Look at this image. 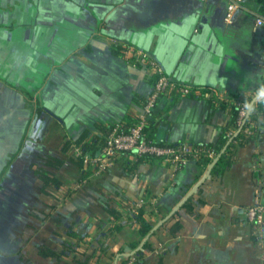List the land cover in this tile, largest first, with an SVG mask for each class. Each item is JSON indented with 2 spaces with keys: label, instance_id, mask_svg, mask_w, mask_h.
I'll list each match as a JSON object with an SVG mask.
<instances>
[{
  "label": "crops",
  "instance_id": "1",
  "mask_svg": "<svg viewBox=\"0 0 264 264\" xmlns=\"http://www.w3.org/2000/svg\"><path fill=\"white\" fill-rule=\"evenodd\" d=\"M256 14L254 0H242L230 23L224 0H0V264H74L72 254L59 261L38 254L39 245L59 249L64 241L101 264L138 248L145 237L130 206L143 200L155 228L206 172L194 161L179 171L155 161L130 174L120 157L81 179L63 144L141 111L154 76L119 52L126 46L147 53L174 81L218 87L224 101L255 100L264 93V27L254 26ZM202 91L159 97L151 113L157 141L219 140L230 111ZM253 136L235 145L221 175L210 171L193 191L191 212L154 232L142 264H158V255L161 264H264V229L257 239L242 210L256 200L264 205V135ZM45 155L63 159L51 171L70 196L41 190L36 171ZM176 219L182 227L173 236Z\"/></svg>",
  "mask_w": 264,
  "mask_h": 264
},
{
  "label": "trees",
  "instance_id": "2",
  "mask_svg": "<svg viewBox=\"0 0 264 264\" xmlns=\"http://www.w3.org/2000/svg\"><path fill=\"white\" fill-rule=\"evenodd\" d=\"M254 1L257 4V12L259 14L264 13V0H254ZM119 49H120L119 52H122L123 48L122 49L119 48ZM164 94H170L174 98L182 97V95H179L178 93L175 92H169ZM241 100L246 101L248 103V106L250 107L248 117L246 118L245 121L247 122V120L250 119L251 121L254 122L253 125H249L246 122H244L243 124L242 123L238 124V109L236 105V101H238V99L232 98V99H228V101H224V100L211 98V102L213 106L217 105L222 109H226V108L229 109L230 111L229 125L223 130L222 136L215 143H200V144L188 143L192 148L213 150L215 153V157L220 155L217 162L211 169V174L221 175L223 171L231 165V153H232L231 151L235 147V145L243 144L246 141V139L250 137V135L251 136L255 135V137H260L264 135V95L262 96V98H260L257 101H254L252 98L249 97ZM144 102L145 100L141 101L140 105L142 106ZM136 121H137L136 118L127 116L125 118V121L119 124L118 127L121 130L128 131L131 127L134 126ZM115 126L117 125H107V126L99 125L98 127L99 132L94 134H92L89 130H84L77 139H75L74 141H66L63 144V148H62L63 151H68L70 147L71 148L73 147V145L79 147L80 153L76 154L73 152L71 159L79 169L81 174V179H84L88 175L94 173L93 167L85 166L83 162L84 156L94 157L95 155L101 153V151L105 146L106 137L108 133ZM246 126H248L250 130L249 133L243 132ZM230 129H232L234 132L229 135L228 133ZM155 130L156 129L154 126V121L152 120L150 114L147 117V120L143 127V134L150 142L155 143L159 146H168V145L177 146L181 144V143L167 144L164 143L163 141H157L155 138V133H156ZM121 157L123 159L125 170L130 174L134 173L135 171L134 169L140 163L157 161V158L152 155H148V154L138 155L131 150L121 152ZM213 159L200 156L199 158H196L193 161L199 165L201 170L206 172L208 166L210 165ZM41 163L42 166L38 167L36 171V173L39 175V177L43 182L41 190L46 194H51L52 191L58 192V190L62 186V181L54 173H52L51 170L59 169L64 163L63 159L52 155H45L44 157H42ZM70 194L71 191L68 190L66 196H70ZM203 203H204L203 200L197 201V204H203ZM134 204L130 206L131 208L130 217L132 221L138 226V231L141 234V236L145 238L142 244L138 248L134 249V251L131 254L120 255L121 261L117 264H125L126 261L131 256L134 257V264H142L144 261L143 250L151 249L149 238L154 234V232L159 227L169 222V220H171L172 218L179 217L183 212L182 210H184L185 212H191L194 208V201L192 199V196H189L178 209L164 216L163 218L164 221H162L159 226L154 228L144 218V206L142 205L140 207L133 208ZM104 209L111 216H113V218L115 219L119 218L120 213L114 206L105 202ZM181 227H182L181 223L176 219V221H174L168 227V230L171 235L176 236L181 230ZM118 229H120V225H115L111 230H118ZM76 247H77V243L76 242L72 243L70 241H64L59 249H52L45 244H41L38 246V254L43 258H53L56 261H59L63 256H68L72 254L71 258L74 264H101L99 260V256L95 255L94 252L80 253L76 250ZM162 260H163V256L158 255L157 263L161 264Z\"/></svg>",
  "mask_w": 264,
  "mask_h": 264
},
{
  "label": "built area",
  "instance_id": "3",
  "mask_svg": "<svg viewBox=\"0 0 264 264\" xmlns=\"http://www.w3.org/2000/svg\"><path fill=\"white\" fill-rule=\"evenodd\" d=\"M225 1V16L224 20L227 23L232 21L233 14L241 9V0H224ZM254 26L256 28L264 27V13L256 14L254 18ZM122 54L127 59H131L134 62L143 63L153 74L155 81L153 83V89L145 99L144 104L141 106V111L136 116V123L128 131L121 130L118 125L113 127L106 137V142L101 153L94 157L84 156L83 162L85 166H91L94 168L95 174H101L111 168L114 163L121 157V152L131 150L138 155H152L157 158V161L168 165L174 171L181 170L188 161H193L200 156L213 159L215 153L213 150L192 148L186 142L177 146H159L150 142L143 134V127L147 120V117L152 113L161 94L175 92L182 97H187L193 93H198L204 90V95H208L210 98L224 100L223 95L218 87H210L202 89L198 86H193L186 83L174 81L163 70V68L149 55L141 50H138L132 46H126L122 50ZM262 94H257L255 100L262 98ZM238 109V124L246 122V118L249 114L248 103L244 100L236 101ZM249 125H253L254 122L250 119L246 122ZM248 126L243 130L244 133H249ZM234 131L229 130V135ZM72 151L76 154L80 153L78 146L73 145ZM70 189H65L66 193ZM63 194L61 199L66 197V193ZM143 200H139L134 204L133 208L142 206ZM244 218L247 224L250 226L252 234L257 239L263 238L264 229V205L260 201L256 200L255 203L242 208ZM125 264H134V257L131 256Z\"/></svg>",
  "mask_w": 264,
  "mask_h": 264
},
{
  "label": "water",
  "instance_id": "4",
  "mask_svg": "<svg viewBox=\"0 0 264 264\" xmlns=\"http://www.w3.org/2000/svg\"><path fill=\"white\" fill-rule=\"evenodd\" d=\"M220 155H218L217 157H215L212 162L210 163V165L207 168L206 173L204 174V176L202 177V179L187 193V195L184 197L183 201L176 207V209H178L181 204L193 193V191L205 180V178L210 174V171L212 169V167L215 165V163L217 162L218 158ZM175 209V210H176Z\"/></svg>",
  "mask_w": 264,
  "mask_h": 264
},
{
  "label": "rangeland",
  "instance_id": "5",
  "mask_svg": "<svg viewBox=\"0 0 264 264\" xmlns=\"http://www.w3.org/2000/svg\"><path fill=\"white\" fill-rule=\"evenodd\" d=\"M62 190L66 193L65 189L60 188V189L58 190V195H59V196H62V195H63V194L61 193ZM66 197H67V196H66ZM66 197H65V198H66Z\"/></svg>",
  "mask_w": 264,
  "mask_h": 264
}]
</instances>
